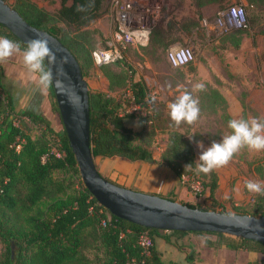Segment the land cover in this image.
Returning <instances> with one entry per match:
<instances>
[{
	"label": "trees",
	"instance_id": "trees-1",
	"mask_svg": "<svg viewBox=\"0 0 264 264\" xmlns=\"http://www.w3.org/2000/svg\"><path fill=\"white\" fill-rule=\"evenodd\" d=\"M2 1L6 4V0ZM103 1L58 0V8L51 14L30 0H13L11 5H7L26 24L56 38L74 57L84 79L91 67L92 48L80 30L98 17ZM224 1L190 0V4L200 9L207 4L220 5ZM261 2L246 0L250 9ZM247 9H244L245 25L237 30H244L249 25L254 34L263 35L264 29L257 31L260 15H250ZM166 17L167 13L161 18L160 26L151 28L148 37V42L160 49L176 41L170 37L176 22L163 24ZM0 36L20 44L2 26ZM20 46L21 50L26 48L22 44ZM234 46L237 47L238 42ZM100 72L107 82L106 92L88 90L89 142L93 163L95 158H119L126 162L164 165L177 178L189 173L185 166L194 163L191 142L177 131H168L161 155L155 159L148 148L150 131L126 125L127 118L139 119V116L124 113L122 102L109 95L124 86L126 74L124 71L114 73L109 65L100 67ZM2 79L0 71V264H163L155 251V239L168 243L171 237L180 238L188 233L146 229L110 216L83 187L62 128L55 129L42 115L17 112ZM129 89L135 103L145 106L143 86L131 82ZM50 96L51 112L58 116L52 92ZM25 121L36 127L38 135L32 138L23 130ZM261 154L264 157V152ZM260 170L259 167L254 169L262 176ZM210 176L209 182L202 180L200 184L202 190H206L210 204L217 205L214 199L217 179L214 172ZM166 200L174 201L173 198ZM181 204L208 211L188 203ZM249 216H264V194L255 197L254 211ZM140 232H146L152 243L148 258L140 255L136 245ZM205 235H213L217 239L216 242L205 240L208 248L241 250L255 253L258 259L264 258V244L214 233ZM11 246L15 248L14 253ZM87 251H93L95 258H88Z\"/></svg>",
	"mask_w": 264,
	"mask_h": 264
},
{
	"label": "rangeland",
	"instance_id": "rangeland-1",
	"mask_svg": "<svg viewBox=\"0 0 264 264\" xmlns=\"http://www.w3.org/2000/svg\"><path fill=\"white\" fill-rule=\"evenodd\" d=\"M5 2L11 5L13 0H6ZM30 2L50 14L54 13L59 6L58 0H30ZM234 6H240L243 13L244 9L248 8L247 11L251 13L250 15H260L257 31L264 29V0L253 9L247 6L246 0H226L220 5L207 4L200 9L192 7L190 0H162L161 11L154 25L160 26L161 18L167 13L163 24L168 21L176 22L170 31V37L176 39L173 44L189 48L193 53L192 61L185 67L172 68L165 60V48L173 44H168L164 49H160L147 42L144 47L126 46L121 51L120 59L108 64L109 69L114 73L124 71L126 74L124 86L114 90L109 95L114 97L113 99L116 101L122 102L124 113L139 116V119L127 118L128 126L136 130L144 128L146 131H150L148 148L155 159L161 155L168 131H177L185 136L192 145L194 167L183 176H192L199 183L202 180L209 182L212 177L210 174L197 175L195 173V162L198 160L200 151L194 141H202L205 147H208L212 141H220L223 136L229 134L228 121L230 119L264 118V34H254L249 25L241 31L230 29L219 33L211 25L213 18L219 11ZM57 25L62 27L61 24ZM112 30L113 13L107 1L104 0L98 17L80 30L81 33H85L88 42L91 43L90 57L94 49L107 48ZM235 42H238L237 47L234 46ZM2 76L3 85L7 87L9 93L11 91L10 95L13 96L14 101L15 98H18L20 91L13 85L12 81H8L4 75ZM84 81L88 90L91 91H100L101 84L106 82L100 72V67H95L92 60ZM131 82H138L146 92V105L142 106V111L137 114L131 111L128 103ZM196 83H203L205 90L193 91V86ZM183 91L191 92L193 97L198 100L200 116L193 125L182 123L180 126H176L170 119L167 105L175 101ZM39 109L42 110V107ZM15 110L18 112L20 109L17 106ZM44 114L43 112L42 115ZM48 119L55 129L61 128L55 113L48 115ZM23 130L32 138L38 135L36 127L26 121L23 123ZM189 137H192V140ZM103 161H108L110 165H116L117 162L116 160L99 159L95 164L97 172L106 178V175L101 172V167L99 168V163L102 164ZM256 167L261 169L262 176L254 171ZM213 172L216 179H225L220 201L215 200L217 205L210 204L207 196L204 195L206 190L203 191L201 188V192L194 195L177 177L179 186L186 190L187 195L192 196V200L187 202L188 200L185 198H179L177 194L172 193L166 195L158 193L154 196L163 199L173 198L179 203H188L208 211H220L225 214L250 215L253 213L254 199L258 194L249 192L245 187V181H264V157L261 152L256 153L250 152L246 148L242 149L227 166ZM127 188L135 191L131 187L127 186ZM231 193H237L239 198L234 200ZM224 194L227 196L222 199ZM190 236L195 237V235ZM196 237L205 240L212 239L214 242L217 240L216 236L213 235L202 236L200 234ZM176 239L178 238L172 237L174 242ZM181 244L176 246L179 247L178 249H171L169 246L161 248L162 255L169 264L190 263L184 254L188 257L191 256V259L188 258L190 260L195 259L211 264L230 263L232 256L230 250L226 249L220 252L215 247L212 250L205 247V244L203 245L201 242L200 244L192 242L193 248L186 251ZM194 248L198 252H195ZM1 251L2 245L0 244ZM14 251L15 248L12 247V253ZM86 255L90 259L95 258L93 251H87ZM242 263L245 261L243 260L238 264Z\"/></svg>",
	"mask_w": 264,
	"mask_h": 264
},
{
	"label": "water",
	"instance_id": "water-1",
	"mask_svg": "<svg viewBox=\"0 0 264 264\" xmlns=\"http://www.w3.org/2000/svg\"><path fill=\"white\" fill-rule=\"evenodd\" d=\"M0 26L25 47L30 40L38 36L47 39L49 47L56 54L57 64L66 58L67 62L63 65L66 77H61L64 88L58 91L56 87H50L53 101L61 128L76 162L80 181L96 204L110 216L146 229L214 233L264 244V216L201 211L176 201L128 190L101 177L90 152L88 88L74 57L56 38L26 24L2 0ZM45 64L47 67V61ZM53 72L55 74V68Z\"/></svg>",
	"mask_w": 264,
	"mask_h": 264
},
{
	"label": "clouds",
	"instance_id": "clouds-1",
	"mask_svg": "<svg viewBox=\"0 0 264 264\" xmlns=\"http://www.w3.org/2000/svg\"><path fill=\"white\" fill-rule=\"evenodd\" d=\"M21 52L19 43L0 36V62H4L15 53ZM23 63L30 73L38 75V83L41 89L56 87L58 91L64 88L61 77H66L64 63L66 58L57 64L56 54L49 47L47 39L39 36L28 42L22 53ZM47 61V67L45 64ZM55 68V74L53 72ZM203 83H196L193 91H204ZM69 102H71L69 100ZM169 116L176 126L182 123L195 124L200 116L199 102L191 92L183 91L175 101L167 105ZM229 134L223 136L220 141H212L210 146L205 147L202 141H194L200 154L195 162L197 175H208L214 170L227 166L233 157L242 149L250 152H264V118H233L228 121ZM192 140V137H189ZM194 164V163H193ZM193 164L185 166L192 170ZM245 187L251 193L264 194V181L247 180Z\"/></svg>",
	"mask_w": 264,
	"mask_h": 264
},
{
	"label": "crops",
	"instance_id": "crops-1",
	"mask_svg": "<svg viewBox=\"0 0 264 264\" xmlns=\"http://www.w3.org/2000/svg\"><path fill=\"white\" fill-rule=\"evenodd\" d=\"M23 50L20 53H15L12 57L7 59L4 62H0V71L2 75H4L8 81H12L13 85L20 91L18 98H15L14 106L19 107V111H27L33 114L42 115L48 119V115H51L50 102H51V91L50 88L41 89L38 83V75L30 73L28 69L25 67L22 58ZM106 82L101 84V92H104L106 89ZM7 88V87H6ZM9 88V87H8ZM11 93V91H10ZM12 96V95H11ZM16 96V95H15ZM13 97V96H12ZM42 107V110L39 109ZM15 108V109H16ZM125 124H127L125 120ZM99 159L103 158H95L94 165L98 162ZM106 160H116V165H110L108 161H103V163H99V168L101 172L106 175V179L115 183L118 186L127 188L131 187L135 191L148 193L151 195H156L160 193L161 195L166 194H174L178 195L179 198H185L189 202L192 200V196L190 194L187 195L186 190L179 186L178 181L174 173L168 169L166 166L153 163H140V162H127L121 160L119 158H110ZM225 186V179L218 178L217 179V189L214 193V199L219 202L221 191ZM128 189V188H127ZM205 197L207 193L204 192ZM234 200H237L239 197L237 193H231ZM227 195H223L222 199L226 198ZM178 198V200H179ZM208 202V201H206ZM190 235H195V237H191ZM196 235L200 234H191L188 233L174 242L172 237L170 238L168 243H165L162 239L156 238L154 241L155 251L159 258V260L163 264H169L162 255V247L169 246L171 249H178L176 246H180L181 244L184 250L188 251V249L193 248L191 243H199L201 244L205 242V239H201V237H196ZM205 234H202V236ZM175 238V237H174ZM182 239V240H181ZM212 240V239H207ZM213 241V240H212ZM177 242V243H176ZM165 244V245H164ZM207 247V246H205ZM195 252H198L196 248ZM212 249L213 248H209ZM218 251H225L224 247L216 248ZM232 256L230 257L229 264H238L243 260L246 262H252L257 260L259 257L255 253L244 252V251H231ZM244 252V253H243ZM187 258V261H190L188 264H211L208 262H203L200 260H190L186 254H184Z\"/></svg>",
	"mask_w": 264,
	"mask_h": 264
},
{
	"label": "built area",
	"instance_id": "built-area-1",
	"mask_svg": "<svg viewBox=\"0 0 264 264\" xmlns=\"http://www.w3.org/2000/svg\"><path fill=\"white\" fill-rule=\"evenodd\" d=\"M106 1L113 13V30L107 48H97L91 52L92 64L97 68L117 62L121 57V51L126 46L144 47L162 7V0ZM211 25L219 33L230 29H241L245 25L244 13L240 6L223 9L213 18ZM192 59L193 53L185 46L173 44L165 50V60L172 68L185 67ZM129 93V106L131 111L137 114L142 111L141 106L135 103L131 92ZM180 182L194 195L201 192L200 183L192 176L182 175ZM136 245L143 258L150 256L152 243L146 232H140L137 235ZM242 264H264V258Z\"/></svg>",
	"mask_w": 264,
	"mask_h": 264
}]
</instances>
